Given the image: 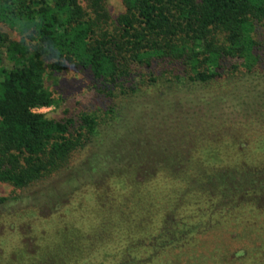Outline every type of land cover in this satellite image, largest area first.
<instances>
[{"label": "trees", "instance_id": "16d2710c", "mask_svg": "<svg viewBox=\"0 0 264 264\" xmlns=\"http://www.w3.org/2000/svg\"><path fill=\"white\" fill-rule=\"evenodd\" d=\"M121 1L0 0V264H264V0Z\"/></svg>", "mask_w": 264, "mask_h": 264}, {"label": "rangeland", "instance_id": "374dc122", "mask_svg": "<svg viewBox=\"0 0 264 264\" xmlns=\"http://www.w3.org/2000/svg\"><path fill=\"white\" fill-rule=\"evenodd\" d=\"M84 3V0H81ZM107 8L113 17L124 11L121 0H107ZM0 31L9 34L12 38L19 39L17 30L12 29L8 25L0 22ZM48 84L50 90L53 92L55 104L50 107L37 108V112L46 114L49 118H63L69 115H77L82 113L89 106L91 96L93 95L90 87V82L87 75L80 71H70L67 75L54 74L50 76ZM177 95L176 97H178ZM90 148L80 149L77 153V161L86 157ZM84 188L79 190L76 194L77 200L83 198V194L90 193L91 190L86 191ZM12 191V186L7 183H0V195L8 194ZM26 201L11 203L9 209L11 213L5 212L0 215V244L2 237L10 241V244L17 246L23 241L22 235L17 230L20 228V216H30L26 220L33 218V215L27 212L28 210H20L26 205ZM30 203L27 207H31ZM15 208V209H14ZM41 212H46L45 209ZM40 212V213H41ZM39 213V215H40ZM43 214V213H41ZM32 216V217H31ZM19 242V243H18Z\"/></svg>", "mask_w": 264, "mask_h": 264}]
</instances>
